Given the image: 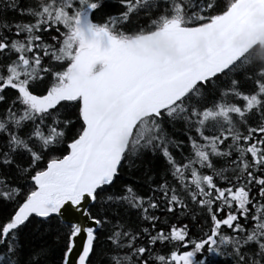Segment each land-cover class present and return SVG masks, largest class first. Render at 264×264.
I'll list each match as a JSON object with an SVG mask.
<instances>
[{"label": "snow or ice", "instance_id": "6c2138e0", "mask_svg": "<svg viewBox=\"0 0 264 264\" xmlns=\"http://www.w3.org/2000/svg\"><path fill=\"white\" fill-rule=\"evenodd\" d=\"M0 264H264V0H0Z\"/></svg>", "mask_w": 264, "mask_h": 264}]
</instances>
